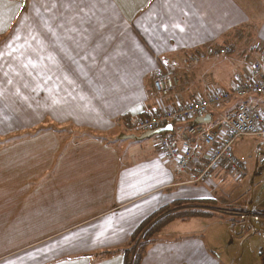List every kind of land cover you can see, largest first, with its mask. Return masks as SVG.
Instances as JSON below:
<instances>
[{
  "label": "crops",
  "instance_id": "0c3cea01",
  "mask_svg": "<svg viewBox=\"0 0 264 264\" xmlns=\"http://www.w3.org/2000/svg\"><path fill=\"white\" fill-rule=\"evenodd\" d=\"M253 45L264 51V0H0V264H125L139 227L177 203L176 213L209 216L170 223L141 264H228L200 234L173 238V225H239L228 212L253 203L217 198L225 167L205 185L182 184L156 136L130 128L157 108L156 80L181 81L167 107L230 90L258 58ZM224 47L231 58H212ZM80 132L94 136L75 140ZM115 132L140 145L133 158L104 137Z\"/></svg>",
  "mask_w": 264,
  "mask_h": 264
},
{
  "label": "built area",
  "instance_id": "2783aa9c",
  "mask_svg": "<svg viewBox=\"0 0 264 264\" xmlns=\"http://www.w3.org/2000/svg\"><path fill=\"white\" fill-rule=\"evenodd\" d=\"M231 52L230 47H224L213 51L211 56L220 59ZM248 52L258 58L235 77L230 90L214 89L185 104L174 107L164 104L165 99L181 86L177 77L156 80L157 108L148 118L136 120L132 125L135 131L144 134L173 127L171 132L157 135L156 142L162 159L175 166L184 185H205L222 167L243 176L244 166L233 151L235 142L243 137L264 139V102L253 101L264 97V51L253 45ZM206 59V55H200L190 57L189 62L196 64ZM233 103L236 106L232 110L220 112ZM207 116H211L209 124L195 123ZM187 123L191 124L186 129L175 130V126ZM228 214L252 232L259 228L264 218L254 208L232 210Z\"/></svg>",
  "mask_w": 264,
  "mask_h": 264
},
{
  "label": "rangeland",
  "instance_id": "374dc122",
  "mask_svg": "<svg viewBox=\"0 0 264 264\" xmlns=\"http://www.w3.org/2000/svg\"><path fill=\"white\" fill-rule=\"evenodd\" d=\"M228 55L226 58H231ZM224 59V58H223ZM173 76V73H169ZM221 88L226 89L221 85ZM158 98V97H157ZM227 108H222L227 111ZM176 128V126H175ZM74 128L66 129L61 132V137L64 139L68 134H75ZM130 132L135 133L133 128ZM57 133V132H56ZM78 133V132H77ZM82 133V132H80ZM130 135L128 132H121ZM117 134V135H115ZM71 134V137L73 136ZM118 132L104 136L106 140L111 141L119 150L123 157L133 158L136 147L140 145H132L118 141ZM94 136V133H82L75 140ZM152 137L150 140H153ZM235 156L244 166L243 176L239 177L236 174L230 173L227 180H225L224 189L217 193V198L220 201L230 202L232 205L239 206L246 203L252 204L250 208L256 210L258 205L260 210H264V139L259 137H243L237 140L233 146ZM130 155V156H129ZM256 206V207H255ZM227 215L226 213H223ZM200 219V220H199ZM195 226H179L178 223L173 225V238L180 237L187 239L190 234H200L205 246L214 254L215 257L221 258L222 263L228 264H264V230L257 234H251L247 228L242 227V224L233 223L230 219L224 217L217 218H199ZM236 221V220H235ZM195 222V221H194ZM198 223V224H197ZM201 225L202 231L199 233L192 232ZM179 226V227H178ZM171 230V228H169ZM141 241V238H139ZM137 244L133 245V252L135 253Z\"/></svg>",
  "mask_w": 264,
  "mask_h": 264
},
{
  "label": "trees",
  "instance_id": "16d2710c",
  "mask_svg": "<svg viewBox=\"0 0 264 264\" xmlns=\"http://www.w3.org/2000/svg\"><path fill=\"white\" fill-rule=\"evenodd\" d=\"M232 49V48H231ZM234 53L233 49L231 54ZM230 55V54H229ZM184 204L177 203L171 207H167L149 219H147L137 230L132 241V245L129 249L124 251L125 264H141L142 257L146 249L156 242L157 236L172 222L174 221H187L194 216H209L207 213L201 211H194L191 213H176ZM262 230L261 228H259ZM141 238V241H139ZM139 243L136 252L133 251V245Z\"/></svg>",
  "mask_w": 264,
  "mask_h": 264
},
{
  "label": "water",
  "instance_id": "95a60500",
  "mask_svg": "<svg viewBox=\"0 0 264 264\" xmlns=\"http://www.w3.org/2000/svg\"><path fill=\"white\" fill-rule=\"evenodd\" d=\"M211 122V116H207L203 119H198L195 123L196 124H209ZM173 130V127L172 126H168L164 129H160V130H157L155 132H151V133H147L146 137L147 138H152L154 136H157V135H160V134H163L165 132H171ZM259 229V228H257Z\"/></svg>",
  "mask_w": 264,
  "mask_h": 264
}]
</instances>
